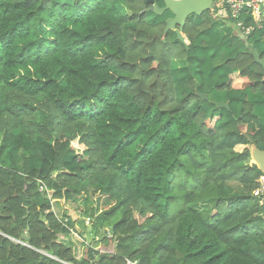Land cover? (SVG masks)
<instances>
[{"label": "trees", "instance_id": "trees-1", "mask_svg": "<svg viewBox=\"0 0 264 264\" xmlns=\"http://www.w3.org/2000/svg\"><path fill=\"white\" fill-rule=\"evenodd\" d=\"M170 16L144 0H0V264H264V24L191 15L186 49L161 41ZM84 220L101 235L77 261L63 238Z\"/></svg>", "mask_w": 264, "mask_h": 264}, {"label": "water", "instance_id": "water-1", "mask_svg": "<svg viewBox=\"0 0 264 264\" xmlns=\"http://www.w3.org/2000/svg\"><path fill=\"white\" fill-rule=\"evenodd\" d=\"M145 4L148 5V11L154 13L157 16L162 15L165 11L170 13V17H168L165 21V28L163 31V35L161 37V41L165 42V35L168 31H172L176 35V39L181 42L183 45L186 44L184 42V38L182 36V29L186 23V20L189 16L195 15L200 16L205 12H209L211 10V0H163V7H159L154 0H144ZM239 38L242 39L247 46L245 41V36L243 34H239ZM187 49V47H186ZM264 70V60L256 61ZM198 97L202 100H207V95L198 94ZM217 108H225L228 110L227 103H215ZM251 155L253 162L256 166H258L259 170L262 172L264 176V154L258 151L255 148H252ZM64 202V201H62ZM59 242L60 239L58 238ZM42 253V252H41ZM43 255L52 258L50 255L46 253H42ZM53 259V258H52Z\"/></svg>", "mask_w": 264, "mask_h": 264}, {"label": "built area", "instance_id": "built-area-1", "mask_svg": "<svg viewBox=\"0 0 264 264\" xmlns=\"http://www.w3.org/2000/svg\"><path fill=\"white\" fill-rule=\"evenodd\" d=\"M209 13L215 21L223 19L227 15L236 17L240 13H243L256 27H261L264 24V0H211V10ZM237 27L241 29V23H237ZM251 30L252 27H247L243 34L247 35ZM262 186H264V177L260 178V187ZM260 187L254 192L259 197ZM261 203L264 209V199H261ZM62 264L68 263L62 262ZM89 264L96 263L93 261Z\"/></svg>", "mask_w": 264, "mask_h": 264}, {"label": "rangeland", "instance_id": "rangeland-1", "mask_svg": "<svg viewBox=\"0 0 264 264\" xmlns=\"http://www.w3.org/2000/svg\"><path fill=\"white\" fill-rule=\"evenodd\" d=\"M122 14H124V12H122ZM52 202L53 201H51L52 208H54L56 213L55 216L57 218H61L63 214L66 213L67 210H65L64 207L60 206L61 202H53V203ZM81 203L82 202L80 200L75 199V201L65 202L64 204L65 207H69L67 209L74 210L76 212L75 216H77V213L79 212L78 207L81 205ZM67 225H68V219H67ZM74 228L76 230H73V232H70L71 234L64 236L63 244L67 247L68 246L72 247L74 258L75 260L79 261L80 258L82 257V252L84 247L90 245L95 249L96 246L97 247L99 246V243H97V236L101 235V233L90 235L89 224L87 220L76 221L75 226H73V229Z\"/></svg>", "mask_w": 264, "mask_h": 264}, {"label": "clouds", "instance_id": "clouds-1", "mask_svg": "<svg viewBox=\"0 0 264 264\" xmlns=\"http://www.w3.org/2000/svg\"><path fill=\"white\" fill-rule=\"evenodd\" d=\"M210 12V11H209ZM139 27H142V26H137V28H139ZM241 34V33H240ZM244 35V34H243ZM245 36V35H244ZM104 51H108L109 49H107V48H104L103 49ZM145 53H143V52H140L139 50L137 51V52H135V53H128V54H126L125 55V59H129L131 62H133V63H139V57L140 56H142V55H144ZM153 67H155V62H153V65H152ZM133 76H136L137 75V73H133L132 74ZM147 83H151V81H148ZM147 83L145 84V89H147ZM73 97H71V96H65V99H72ZM35 102H39L40 104H44V103H49L50 101L48 100V97H47V94H42L40 97H39V99L37 100L36 99V101H34V103ZM169 107H176V105L175 104H172V105H170ZM81 124H83L84 125V128H85V130H87V128L88 127H91L92 125L90 124V123H88L87 121H83V120H76V121H73V122H70L69 123V125H68V127L69 128H72L73 130H75V129H77L78 128V126L79 125H81ZM131 159V156L130 155H123V156H121L118 160H117V164L118 163H120L122 160H130ZM110 171H112L111 169H110ZM262 177H264V176H262ZM255 192V191H254ZM215 194H220V193H215ZM254 196H255V198L256 199H258L259 200V202L261 203V199H263V198H261V197H259V196H256L255 195V193L253 194ZM261 205H262V203H261ZM263 206V205H262ZM146 215H148V216H151L152 215V212L151 211H148L147 213H146ZM43 253V252H42ZM53 258V257H52ZM54 260H56L55 258H53Z\"/></svg>", "mask_w": 264, "mask_h": 264}, {"label": "crops", "instance_id": "crops-1", "mask_svg": "<svg viewBox=\"0 0 264 264\" xmlns=\"http://www.w3.org/2000/svg\"><path fill=\"white\" fill-rule=\"evenodd\" d=\"M261 191L259 193L260 197L264 199V186L260 187ZM98 248L97 246L95 247V249Z\"/></svg>", "mask_w": 264, "mask_h": 264}]
</instances>
